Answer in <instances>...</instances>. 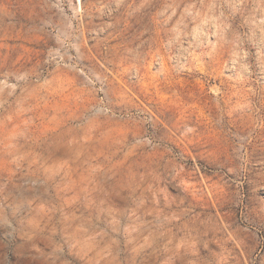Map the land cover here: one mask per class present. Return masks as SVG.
<instances>
[{
    "label": "rangeland",
    "instance_id": "obj_1",
    "mask_svg": "<svg viewBox=\"0 0 264 264\" xmlns=\"http://www.w3.org/2000/svg\"><path fill=\"white\" fill-rule=\"evenodd\" d=\"M0 264H264V0H0Z\"/></svg>",
    "mask_w": 264,
    "mask_h": 264
}]
</instances>
